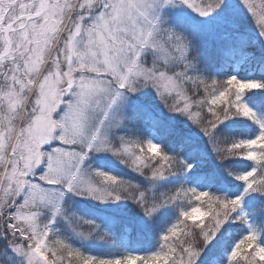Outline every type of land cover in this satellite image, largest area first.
<instances>
[{
  "label": "snow or ice",
  "instance_id": "obj_1",
  "mask_svg": "<svg viewBox=\"0 0 264 264\" xmlns=\"http://www.w3.org/2000/svg\"><path fill=\"white\" fill-rule=\"evenodd\" d=\"M0 264H264V0H0Z\"/></svg>",
  "mask_w": 264,
  "mask_h": 264
}]
</instances>
